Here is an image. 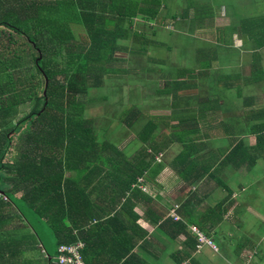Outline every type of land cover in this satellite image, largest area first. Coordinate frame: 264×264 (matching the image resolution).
Here are the masks:
<instances>
[{
  "label": "crops",
  "instance_id": "1",
  "mask_svg": "<svg viewBox=\"0 0 264 264\" xmlns=\"http://www.w3.org/2000/svg\"><path fill=\"white\" fill-rule=\"evenodd\" d=\"M181 8L197 13L199 7L196 2ZM215 13L212 29H200L199 47L188 48L190 65L177 68L176 53L173 61L157 57V71H182L183 79L163 95L152 88L149 108L135 120L125 124L118 118L120 144L132 135L120 150L128 158L141 150L138 134L154 120L157 151L146 152L151 168L130 190L114 191L111 162L93 167L103 178L88 167L94 178L82 199L92 207L77 209L81 228L74 237L85 264H264V0H222ZM185 14L182 20L190 18ZM176 25L174 20L167 27L175 32ZM150 48L165 46L153 40ZM173 127L181 128L182 144L174 140ZM99 155L89 161L112 159L109 150ZM193 227L198 231L191 232ZM45 240L47 253L56 252L53 238Z\"/></svg>",
  "mask_w": 264,
  "mask_h": 264
},
{
  "label": "trees",
  "instance_id": "2",
  "mask_svg": "<svg viewBox=\"0 0 264 264\" xmlns=\"http://www.w3.org/2000/svg\"><path fill=\"white\" fill-rule=\"evenodd\" d=\"M151 2V11H135L132 0H0V264H59L57 256L46 255L40 237L25 221L29 230L23 234L22 212L14 205L49 227L57 254L61 245L81 244L74 237L81 228L77 209L92 207L82 199L86 183L94 178L88 167L100 169L111 162L108 178L114 191L130 190L151 168L152 156L146 152L157 151L151 138L156 127L153 119L137 137L147 141H139L141 150L128 158L106 138L103 143L92 138L90 120L84 117L86 102L93 101L90 92L104 89L108 80L128 76V44L137 47L133 55L146 54L156 37L155 22L161 19L157 28H165L176 20L174 15L182 20L188 11L170 14L167 0ZM163 9L166 12L160 17ZM136 19L150 23L151 33L133 30ZM15 37L25 40L28 51L18 50ZM26 53L35 62L26 60ZM158 70L160 78L151 85L154 95L167 93L176 79H183L181 70L178 75ZM18 71L22 75L15 77ZM30 104L13 125L6 120L10 112L16 116L20 106ZM140 112L131 105L118 118L127 124ZM157 119L166 125L164 118ZM104 150L111 151L112 161L102 157L89 161ZM93 171L103 178L101 170ZM118 178L126 182L120 184ZM179 227L178 233L183 230Z\"/></svg>",
  "mask_w": 264,
  "mask_h": 264
},
{
  "label": "rangeland",
  "instance_id": "3",
  "mask_svg": "<svg viewBox=\"0 0 264 264\" xmlns=\"http://www.w3.org/2000/svg\"><path fill=\"white\" fill-rule=\"evenodd\" d=\"M222 0H203V3L198 0H178L177 2H174L172 0H167V8L171 10V13L180 14L182 13L183 9L181 8L184 6V3H188L190 5L195 4L197 2L198 12H187L188 18L187 20H180L179 16L174 15L177 25L175 27V32L169 31V27L165 28H157L158 25H161L162 20L159 19L157 22H155L156 27V36L152 38L153 40H156V42L164 44V49H155L152 48L148 49V53L141 55V56H135L132 54V50L135 51L137 47L133 44H128V47L130 48L129 54L127 55V61L129 65V73L128 76L121 80H108L107 85L104 89H98L90 92L88 94V98L92 99V102H86V112L84 114L85 118H88L89 121V129H93L94 134L97 136V138L102 139L101 142L103 143L105 138L107 141L111 144H114L119 147L120 150H123L122 147L126 146L130 139L132 138V135L122 144H120L121 139V127L119 125L120 121L118 120V116L122 113L123 110L127 109V107L131 105H135L138 110H147L150 106V95H152V84H154V80H156L160 72L157 71L158 63L160 62V59L157 57H166L170 56V59L173 61V55L176 53L177 57V68H181L184 66L190 65L191 61V53H188V48L191 47H199V32L200 29L203 28L205 30L212 29V17H215L217 13H215L217 6ZM133 6H137L135 11H140L141 9L144 11H151L154 8V5L152 4L151 0H132ZM137 2V3H136ZM179 5L181 6L179 8ZM200 6H202L200 8ZM207 6V10H206ZM241 11V10H240ZM166 10H162L160 17H162L165 14ZM207 12V13H206ZM205 13L208 14V16H205ZM211 16V17H210ZM181 21H184L185 23H182ZM234 32L238 34V27L234 28ZM133 30L139 31V32H145L147 34L151 33L150 23L142 21L140 19L134 20L133 23ZM176 32L180 34H176ZM177 35V36H176ZM43 36V35H42ZM42 36L39 38V40H42ZM176 36V37H175ZM196 36V37H195ZM16 42L20 45L18 50L24 49L28 51V48L26 46V42L23 38L19 41L17 37L14 38ZM122 43V45H124ZM166 47L169 49L167 50ZM194 47V48H195ZM32 53L39 54L36 50H33ZM26 60L30 61V54L26 53ZM119 57L124 58L126 55L125 53H119ZM30 62H35L34 60ZM156 63V64H155ZM177 68H174L177 70ZM173 72V71H172ZM174 73V72H173ZM15 77L21 76L22 72L18 71L13 73ZM95 101V102H94ZM154 104H152L153 106ZM30 105H22L17 109L16 116L15 113L10 112L7 116V121H11V125L15 123V120L23 114L27 113L28 110L31 108ZM152 112V111H151ZM124 115L121 116L123 118ZM140 116V115H139ZM136 117L133 119L135 120ZM132 120V121H133ZM152 120V119H151ZM136 127V126H135ZM179 128L178 130H180ZM177 130V132H178ZM2 130H0V136L2 134ZM175 135V134H173ZM173 138V137H172ZM179 139H182L181 132H178L174 136V140L179 141ZM139 141H147L146 138L143 136H140L138 138ZM148 144V143H145ZM138 144L134 142L130 147L129 151H127L128 155L131 153L132 150L137 146ZM111 146H109L110 148ZM148 153H150L148 151ZM134 155H137V153H132ZM133 155V156H134ZM151 155V153H150ZM162 157V156H161ZM161 157H157L158 161H162ZM186 157V155L183 153V159ZM181 162V160L179 161ZM175 163L174 165H178V163ZM192 166L194 168L198 167L196 163L191 161ZM182 180H184L183 177H181ZM8 182L5 183L7 185ZM9 187V186H8ZM7 187V188H8ZM6 188V187H5ZM143 190H146L143 188ZM19 196V195H18ZM15 198V197H14ZM11 197V199L17 203V201ZM19 205V204H18ZM14 205V208L16 210H19L22 212L21 217L22 221L26 222L29 227L40 237L43 239V241L46 242V237H52L49 233L50 229L49 227L43 225L39 222V219L36 217L34 218L32 215L27 214L23 208L19 206ZM24 222L20 227H23V234H26L28 229L27 224ZM15 223H17L15 221ZM49 229V231L47 230ZM197 228H192L191 232L195 231ZM51 232V231H50ZM44 245V242H42ZM200 249V248H199ZM46 255H50L52 258H56L57 254L55 251H51L50 253L45 249ZM43 255V254H42ZM52 262L55 263V260ZM203 263V262H202ZM205 264V263H203Z\"/></svg>",
  "mask_w": 264,
  "mask_h": 264
},
{
  "label": "built area",
  "instance_id": "4",
  "mask_svg": "<svg viewBox=\"0 0 264 264\" xmlns=\"http://www.w3.org/2000/svg\"><path fill=\"white\" fill-rule=\"evenodd\" d=\"M174 209L177 210L178 206H175ZM169 216L173 218L175 222L180 221L178 215L172 214V211L170 212ZM200 242L204 243V240L201 236H200ZM80 248H81V244L59 246L57 249L58 263L59 264H84L82 260V256L80 254Z\"/></svg>",
  "mask_w": 264,
  "mask_h": 264
},
{
  "label": "clouds",
  "instance_id": "5",
  "mask_svg": "<svg viewBox=\"0 0 264 264\" xmlns=\"http://www.w3.org/2000/svg\"><path fill=\"white\" fill-rule=\"evenodd\" d=\"M81 247H82V244H81ZM81 256H82V253L80 252ZM82 260H83V256H82ZM83 263L85 264L84 260H83Z\"/></svg>",
  "mask_w": 264,
  "mask_h": 264
}]
</instances>
